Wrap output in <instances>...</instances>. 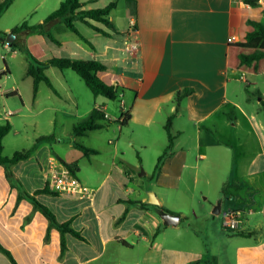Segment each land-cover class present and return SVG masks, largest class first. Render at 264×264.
I'll return each mask as SVG.
<instances>
[{"label": "crops", "instance_id": "1", "mask_svg": "<svg viewBox=\"0 0 264 264\" xmlns=\"http://www.w3.org/2000/svg\"><path fill=\"white\" fill-rule=\"evenodd\" d=\"M61 1L14 0L4 15L18 7L30 15L40 12L41 23ZM80 1L86 10L117 1L113 11L122 5L125 22L117 27L112 11L109 19L116 33L103 36L104 40L93 29L75 22L93 46L87 45V51L77 37L68 49L67 37H61L67 29L58 23L53 35L59 43L45 36L49 48L64 49L59 57L79 59L83 52L90 60L104 63L105 72L114 73V82L121 87V100L130 119L119 124L120 114L108 111L105 98H95L93 108H101L110 125L83 136L97 132L95 139L102 146L88 147L98 154H83L89 171L55 151L37 167V184L15 173L29 194L47 185L52 194H39L37 200L60 223L71 221L84 237L80 240L66 235L63 257L60 233L52 229L50 241H44L48 220L34 211L28 200L17 202L19 190L11 187L0 166V244L17 264H264V124L254 109H248L255 105L238 86L245 74L230 71L226 59L228 45L243 41L252 29L249 20L264 23V0L255 6L246 0ZM10 31L3 30L6 34ZM130 42L138 44L136 53L125 50ZM53 68L46 69L47 76ZM4 70L2 67L0 74ZM49 78L56 90L51 92L62 98ZM244 82L248 83L246 76ZM40 84L34 97L38 107L42 102ZM183 88L194 92L176 113L175 94ZM2 94L5 100L19 95L17 90ZM262 101L260 98L256 105ZM13 114L11 110L5 112L0 124L10 121ZM173 114L172 152L154 177L156 162L169 143L165 124ZM49 122L53 127L48 135H54L55 140L57 125ZM112 123L115 128L110 134ZM59 127H64L63 122ZM51 157L60 158L64 164L77 162L74 177L82 193H60L48 184L46 170ZM151 166L149 174L147 168ZM150 191L160 208L180 217L177 225H164L149 203ZM217 206L219 212L215 213ZM226 214L236 219L235 229L225 227ZM28 216L31 218L26 221ZM0 264L12 262L0 252Z\"/></svg>", "mask_w": 264, "mask_h": 264}, {"label": "rangeland", "instance_id": "2", "mask_svg": "<svg viewBox=\"0 0 264 264\" xmlns=\"http://www.w3.org/2000/svg\"><path fill=\"white\" fill-rule=\"evenodd\" d=\"M17 8L18 7H13L6 15L3 14L0 18V31L5 29L10 31L23 22H27L30 26L39 23L40 12L30 15L28 12L21 11ZM112 16L115 19L117 27H121L124 24L125 19L123 17L122 5H120L117 10L113 11ZM10 33L11 31L7 34L9 35ZM64 36L68 39L67 46L69 47L68 49H70V41L77 40V38L69 30H67L66 35H61L63 38ZM20 39L24 42L28 50L37 58L49 59L64 55V49H59L55 46L49 48L50 41L45 36L42 37L38 33L24 35L21 36ZM100 40H104L103 36H100ZM78 42H80L81 46L86 51L89 50L86 44L82 43L80 40H78ZM78 57L82 60L91 59L83 52L79 53ZM28 63L29 58L27 54L18 50L13 51L7 44H0V70L6 65L10 72L6 78L0 80V118L8 110L14 113L10 119L12 129L3 140V154L4 156L11 157L16 152L29 149L41 135H48L53 127V123L50 124L49 120L56 122V139L51 142L43 143L44 145L40 151L38 153H33V157H31L29 161L21 162L18 166L16 163L15 165L17 167L16 169H13L15 165L12 167V173L14 175L15 173H19L22 175L23 179H32L34 183L37 184L39 182L37 167L42 164L49 153L52 154L55 151L61 153L70 161H77L82 165L85 171L87 169L89 171L90 169L83 157V152L77 148L75 144L86 147H102L95 139L98 133L95 132L89 135V137H77L73 135L71 127L82 120L90 110L93 109L95 97L84 81L74 71L71 69L61 71L57 68H53L52 70L56 73L51 70L48 73L50 76H48L51 77L63 96L62 98L55 97L50 88L42 82L39 88V97L42 102L39 107L35 106L33 80L27 75ZM100 77L107 84L115 83V78H113L115 76L112 72H103L100 74ZM246 80L248 83L241 81L238 83V86L245 95L250 97L252 100L251 102L255 105V108L249 106L248 109H254L258 114V119L264 124V105H256V102L260 98L264 100V75L246 76ZM11 90H17L19 95L8 96V99L5 100L7 97L2 93ZM121 99L120 87V97L118 100H106L109 107L108 111L113 115L118 116L120 114ZM51 101H55L56 103H50ZM243 104L248 106L245 101ZM41 109L44 110L40 111ZM234 112L239 115L238 110L234 109ZM61 122L64 124L63 128L59 127ZM112 125L113 126L109 129L110 134H112L115 128V123H112ZM103 145L105 146L104 141ZM251 146L256 148L254 142L251 143ZM135 155L134 152L131 153L132 159L135 158ZM58 159L61 160L60 158ZM91 170H93V168ZM151 172L152 166L151 168H147V173L151 174ZM147 179H149V177H147ZM150 193L153 192L150 191L149 195ZM30 218L31 216H28L26 220H30Z\"/></svg>", "mask_w": 264, "mask_h": 264}, {"label": "trees", "instance_id": "3", "mask_svg": "<svg viewBox=\"0 0 264 264\" xmlns=\"http://www.w3.org/2000/svg\"><path fill=\"white\" fill-rule=\"evenodd\" d=\"M129 1L134 2V0ZM13 2L14 0H4L0 3V18L11 7ZM258 2L259 0H246V3L252 6L257 5ZM116 7L117 1H113L104 8L86 10L84 9V4L80 0H62L59 7L50 13L41 23L30 26L27 22H23L21 25L16 26L11 30V34L17 35V39L8 46L13 51L18 50L27 54L29 58L27 75L33 80L34 97L38 92L39 84L42 82L53 90L54 93H56L50 78L45 73L46 69L55 67L61 71L67 69L74 71L84 81L95 98L103 97L109 101H116L119 99V84H107L99 76L100 73L107 70L106 65L101 61L71 59L64 57H52L46 61H40L28 50L24 42L20 39L21 36L38 33L46 36L50 41L58 44V40L53 35V28L58 23H62L64 27L71 31L81 42L92 48L93 46L91 42L80 32V30L76 27L75 22L78 21L83 23L102 36L111 37L116 33V30L112 26L109 16L111 12L116 9ZM247 23L252 27V29L246 33L244 40L230 43L228 45L226 52L227 67L230 71L243 73L246 76H261L264 75V23L254 20H249ZM7 36L8 34L0 31V43L6 44ZM8 73L9 69L5 65V70L0 74V78L6 76V74L8 75ZM193 92L194 90L192 88H183L175 94L174 103L176 104V113L181 107L183 101L192 95ZM261 103L264 105V101ZM175 114L168 117L165 124V130L168 135L169 143L156 162L153 170L154 177L160 173L163 162L171 155L174 141L171 134V127ZM129 119L130 115L127 112L126 121ZM109 125L110 122L105 118V113L97 108H93L87 117L83 118L73 126V135L83 137L90 132L107 128ZM11 129L12 124L9 120L0 124V166L4 167L5 176L10 182L11 187L19 190L17 202L22 199L28 200L33 205L34 211L40 212L48 220L49 225L45 236V242L48 243L50 241L52 229H56L60 233V256L63 257L65 251L67 250L66 235H71L72 237L80 240H84V237L79 231L72 227L71 221L60 223L55 214L46 205L37 200L36 196L39 194H52V192L48 190L47 185L42 189L36 190L33 194H29L24 191L21 182L12 173V167L16 163L30 158L32 153L36 151L42 143L54 140V135L42 136L35 141L31 148L21 152H16L11 157H7L3 154V140ZM75 146L79 148L86 157L98 154V151L95 149L79 144H75ZM65 164L71 170L72 174L76 176V172L78 170L77 162H65ZM231 185L232 184H229V186ZM222 194L224 196L228 194L226 187L222 188ZM140 205L146 207L151 206L149 204ZM0 252L5 254L12 264H17L11 252L5 249L1 244Z\"/></svg>", "mask_w": 264, "mask_h": 264}, {"label": "built area", "instance_id": "4", "mask_svg": "<svg viewBox=\"0 0 264 264\" xmlns=\"http://www.w3.org/2000/svg\"><path fill=\"white\" fill-rule=\"evenodd\" d=\"M9 45L8 43H6ZM138 44L135 42H130L125 50L130 53H136L138 51ZM245 81V75L241 78ZM121 104V113L118 119L119 124H124L126 122V113L127 111L124 109L123 101H120ZM98 110L102 111L101 108ZM109 116L105 114V118ZM47 182L48 184L57 192L60 193H68V194H77L82 193L84 191L82 186L80 185L79 181L74 177V175L70 172L67 166L58 158L51 157L49 159L47 165ZM236 219L232 214L225 215V227L228 229H235L236 228Z\"/></svg>", "mask_w": 264, "mask_h": 264}, {"label": "water", "instance_id": "5", "mask_svg": "<svg viewBox=\"0 0 264 264\" xmlns=\"http://www.w3.org/2000/svg\"><path fill=\"white\" fill-rule=\"evenodd\" d=\"M17 38V35L9 34L6 38V42L8 44L14 42V40ZM149 203L154 206L155 211L159 214V216L163 219V223L165 226H175L178 224L180 217L177 215H172L170 212L166 211L163 208H160L158 206V201L155 198L154 193H150L149 195ZM219 212V207L217 206L216 212Z\"/></svg>", "mask_w": 264, "mask_h": 264}]
</instances>
